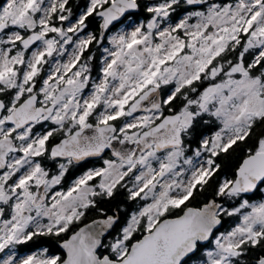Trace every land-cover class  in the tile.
Returning <instances> with one entry per match:
<instances>
[{
    "label": "snow or ice",
    "instance_id": "6c2138e0",
    "mask_svg": "<svg viewBox=\"0 0 264 264\" xmlns=\"http://www.w3.org/2000/svg\"><path fill=\"white\" fill-rule=\"evenodd\" d=\"M0 264H264V0H2Z\"/></svg>",
    "mask_w": 264,
    "mask_h": 264
},
{
    "label": "trees",
    "instance_id": "16d2710c",
    "mask_svg": "<svg viewBox=\"0 0 264 264\" xmlns=\"http://www.w3.org/2000/svg\"><path fill=\"white\" fill-rule=\"evenodd\" d=\"M0 2H2V0H0ZM85 2V0H72V3L74 5L77 4H83ZM148 2H157V0H148ZM74 11H76L75 7H74ZM148 14L146 12L141 11V13L139 14L140 19H144ZM90 19V24L89 27L90 29L92 27H94L95 29L97 28V23L94 22L95 20H93L92 18ZM87 31V30H86ZM96 55L99 57L100 53L97 51ZM98 69H99V64L96 61H93V76H97L98 75ZM242 155V152H237V153H233L231 156H224L222 157L219 162L222 164V173L221 174H231L234 170L235 167L237 166V164L239 163V156ZM212 194V190L209 189V191L206 193L207 197H211ZM201 200L204 199V197L200 198ZM46 243L45 241L41 240V241H37L35 243L33 242H29V244L26 245H22L21 247V251L22 252H28V251H32L35 250L36 248L40 247L41 244Z\"/></svg>",
    "mask_w": 264,
    "mask_h": 264
},
{
    "label": "flooded vegetation",
    "instance_id": "af4514ba",
    "mask_svg": "<svg viewBox=\"0 0 264 264\" xmlns=\"http://www.w3.org/2000/svg\"><path fill=\"white\" fill-rule=\"evenodd\" d=\"M94 22H96V21H94ZM96 23H97V22H96ZM91 30L95 31L96 29H95L94 27H92ZM93 164H96V165L98 166V162H97L96 160H92L91 162L87 163L86 166H87V167H92ZM75 174L78 175L79 173L77 172V173H75Z\"/></svg>",
    "mask_w": 264,
    "mask_h": 264
},
{
    "label": "rangeland",
    "instance_id": "374dc122",
    "mask_svg": "<svg viewBox=\"0 0 264 264\" xmlns=\"http://www.w3.org/2000/svg\"><path fill=\"white\" fill-rule=\"evenodd\" d=\"M99 67H100V65H99ZM24 253H27V252H24Z\"/></svg>",
    "mask_w": 264,
    "mask_h": 264
}]
</instances>
